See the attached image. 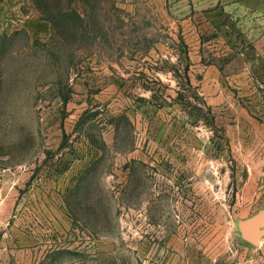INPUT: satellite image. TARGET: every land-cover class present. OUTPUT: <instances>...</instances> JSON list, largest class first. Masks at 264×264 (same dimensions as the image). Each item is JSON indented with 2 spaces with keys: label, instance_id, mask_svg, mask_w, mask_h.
I'll return each mask as SVG.
<instances>
[{
  "label": "rangeland",
  "instance_id": "374dc122",
  "mask_svg": "<svg viewBox=\"0 0 264 264\" xmlns=\"http://www.w3.org/2000/svg\"><path fill=\"white\" fill-rule=\"evenodd\" d=\"M228 4L0 0V195L27 264L257 261L238 223L264 210V55Z\"/></svg>",
  "mask_w": 264,
  "mask_h": 264
},
{
  "label": "crops",
  "instance_id": "0c3cea01",
  "mask_svg": "<svg viewBox=\"0 0 264 264\" xmlns=\"http://www.w3.org/2000/svg\"><path fill=\"white\" fill-rule=\"evenodd\" d=\"M228 12L234 17H242L244 23L250 28V34L256 40V46L260 49L259 52L264 55V0H227ZM264 61V58H262ZM1 194V192H0ZM0 200L4 198L0 206V264H27L28 255L26 251L25 238L9 237L10 227L7 226L9 222L8 206L5 205L6 195H0ZM4 205L6 210L4 209ZM250 245V244H249ZM252 246V245H250ZM254 251L257 252V261H251V264H264V235L260 238ZM40 257V256H39ZM41 258V257H40ZM33 264H37L36 255L32 260Z\"/></svg>",
  "mask_w": 264,
  "mask_h": 264
},
{
  "label": "water",
  "instance_id": "95a60500",
  "mask_svg": "<svg viewBox=\"0 0 264 264\" xmlns=\"http://www.w3.org/2000/svg\"><path fill=\"white\" fill-rule=\"evenodd\" d=\"M238 229L243 241L257 246L260 238L264 235V210L247 220L240 221Z\"/></svg>",
  "mask_w": 264,
  "mask_h": 264
}]
</instances>
